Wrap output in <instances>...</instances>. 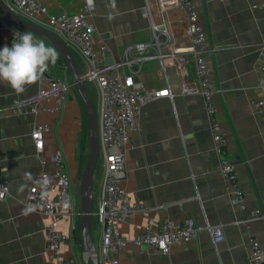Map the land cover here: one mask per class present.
<instances>
[{"label": "crops", "instance_id": "crops-1", "mask_svg": "<svg viewBox=\"0 0 264 264\" xmlns=\"http://www.w3.org/2000/svg\"><path fill=\"white\" fill-rule=\"evenodd\" d=\"M86 1L44 0V3L49 13L57 15L76 13ZM91 1L95 5L91 21L96 45L101 42L107 45V62L119 60L127 45L152 39L151 21L144 16L147 8L160 24L163 43L167 35L162 31L166 29L175 46L188 44L185 12L180 7L169 6L167 0ZM194 1L214 50L211 66L217 88L215 114L227 137L228 155L247 192V208L239 211L232 203L230 187L220 171L202 96L183 89L196 80L192 55L167 54L164 65L159 59L133 65L132 76L136 81L155 88L169 85L173 97H161L143 105L140 127L131 132L125 187L134 202L143 204V209L135 211L129 222L119 225L121 234L131 240L147 227H158L165 217H173L221 224L224 239L214 245L211 235L202 231L195 239L172 246L166 254H153L145 247L128 243L120 252L123 264H251L247 243L251 235L261 241L264 249V219L252 220L250 230L233 223L237 218L248 219L252 207L264 208V114L253 105V100L261 96L256 64L264 47V0ZM24 17L40 23L46 20L45 15L39 14ZM12 35L8 29L0 40L10 41ZM72 51L78 63L85 67L79 50ZM49 70L71 80L63 60L50 64ZM89 81L95 83L99 106L98 84L88 79L87 88ZM41 90L46 87L38 81L18 95L0 81V179L10 189L8 197L0 200V264H58L45 249L48 217L25 208L28 190L40 170L31 136L36 122L50 126L45 134V152L48 156L57 150L62 152L72 180L70 192L77 211L80 210L82 161L89 150L85 105L73 87L60 109L35 115L28 108L23 113L9 108L15 98L32 99ZM88 92L94 103L89 88ZM39 101L54 105L52 99ZM70 226V219L60 225L72 237L61 253L63 256L74 253L80 259V234L72 233ZM100 236L98 225L99 242Z\"/></svg>", "mask_w": 264, "mask_h": 264}, {"label": "built area", "instance_id": "built-area-1", "mask_svg": "<svg viewBox=\"0 0 264 264\" xmlns=\"http://www.w3.org/2000/svg\"><path fill=\"white\" fill-rule=\"evenodd\" d=\"M169 6L180 7L187 17L188 44L175 46L166 29L167 40L162 42L159 35L160 24L153 19L149 8L144 16L151 21L153 37L150 41L129 44L122 52L121 58L107 62V45H96L95 27L91 21L95 5L86 1L82 10L76 13L62 12L51 14L44 0H9L11 8L20 16L45 15V25L57 33L71 49L79 50L83 57L88 79H93L99 87L100 105L98 109L100 154L99 163L102 175L99 190L95 192L96 214L101 229L98 248L99 264H123L120 252L128 244L145 247L153 254L169 253L172 246L195 239L202 231H207L218 245L224 239L223 226L209 221L198 222L193 218L175 219L165 217L158 227H147L133 239H126L120 232L119 225L129 222L132 214L143 209L142 203H136L125 187L127 176V151L131 143V132L140 127L142 106L161 97H173L169 85L161 88L149 87L132 76V66L141 65L151 59L163 58L167 54L190 53L195 62L196 80L194 84L185 86L184 91L198 93L202 96L205 111L209 117L213 145L219 156L220 171L230 187L232 203L239 210L247 208V192L238 179L236 166L227 152V137L222 131L216 117L217 88L214 85L211 58L213 46L201 11L194 0H167ZM40 23V22H38ZM25 32L11 26L0 13V38L6 30ZM10 41L0 40V49ZM165 45V47H163ZM166 48V51H163ZM127 69V71L124 70ZM258 73L257 86L261 96L253 100L256 110L264 114V47L260 60L256 64ZM40 83L46 90H41L32 99L15 98L9 107L12 111L23 113L28 108L35 115L48 110L60 109L73 91L74 85L66 76L48 70L43 74ZM40 98L53 100V107ZM50 126L36 122L32 131V139L38 157L40 170L30 186L25 201V208L33 213L48 217L45 231V249L48 255L58 264H82L74 253L63 256L61 249L71 240L70 233L64 232L60 225L66 219L71 220L70 231H78L79 212L71 195L72 180L67 170L63 154L57 150L48 156L45 152V134ZM1 167V166H0ZM10 194L9 186L0 179V200ZM249 218H237L234 224H243L248 230L252 228V220L264 219V208L260 206L249 209ZM249 258L251 264H264V249L261 241L251 235L248 239Z\"/></svg>", "mask_w": 264, "mask_h": 264}, {"label": "water", "instance_id": "water-1", "mask_svg": "<svg viewBox=\"0 0 264 264\" xmlns=\"http://www.w3.org/2000/svg\"><path fill=\"white\" fill-rule=\"evenodd\" d=\"M0 13L8 24L24 31L45 38L60 53L59 61H64L71 77V82L82 98L88 118V149L79 183V233L81 241L82 264H99L98 248L92 231V215L95 203L94 175L99 164L100 142L98 110L87 88L88 74L81 66L70 46L53 30L45 25L26 19L15 12L6 0H0Z\"/></svg>", "mask_w": 264, "mask_h": 264}, {"label": "clouds", "instance_id": "clouds-1", "mask_svg": "<svg viewBox=\"0 0 264 264\" xmlns=\"http://www.w3.org/2000/svg\"><path fill=\"white\" fill-rule=\"evenodd\" d=\"M14 42L0 49V81L16 94H23L27 87L38 82L50 64L58 60L54 47L37 40L31 31H13Z\"/></svg>", "mask_w": 264, "mask_h": 264}, {"label": "rangeland", "instance_id": "rangeland-1", "mask_svg": "<svg viewBox=\"0 0 264 264\" xmlns=\"http://www.w3.org/2000/svg\"><path fill=\"white\" fill-rule=\"evenodd\" d=\"M35 36V35H34ZM36 38H40L41 40H43L45 42V44H48L49 46H52L50 42H48L46 39L42 38V37H39V36H35ZM88 88H89V91L90 93L92 94V96L95 97V107L96 109L98 110V101H97V96H96V87H95V83L94 82H91L89 81L88 82ZM94 94V95H93ZM88 153H89V150H87L86 152V156L84 158L85 162L88 158ZM102 173V167L100 165V163L97 165L96 167V171H95V175H94V189L95 191H97L98 189V182L100 181V175ZM80 209V208H79ZM93 215H92V231H93V236H94V239H95V242L97 245H99V241H98V218H97V214H96V206L94 205V208H93ZM80 260L82 261V255H81V252H80Z\"/></svg>", "mask_w": 264, "mask_h": 264}, {"label": "trees", "instance_id": "trees-1", "mask_svg": "<svg viewBox=\"0 0 264 264\" xmlns=\"http://www.w3.org/2000/svg\"><path fill=\"white\" fill-rule=\"evenodd\" d=\"M45 39V38H44ZM84 165H85V160L83 159V161H82V166L84 167ZM80 217V216H79ZM79 217H78V219H77V225H78V227H79ZM78 233H79V228H78ZM80 234V233H79Z\"/></svg>", "mask_w": 264, "mask_h": 264}]
</instances>
